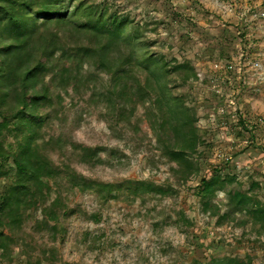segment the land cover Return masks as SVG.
<instances>
[{
  "label": "rangeland",
  "instance_id": "1",
  "mask_svg": "<svg viewBox=\"0 0 264 264\" xmlns=\"http://www.w3.org/2000/svg\"><path fill=\"white\" fill-rule=\"evenodd\" d=\"M92 1L126 17L124 32L138 30L139 38L131 41L137 63L127 83L143 66L158 85L166 84L167 99L179 98L191 108L200 136L191 157L197 171L185 179L173 174L175 165L150 126L148 104L127 119L119 115L112 96L104 102L111 76L83 61L87 83L79 95L61 93L55 112L43 121L42 138H60V147L48 151L55 164L123 186L101 202L93 191H69L61 173V195L72 212H60L53 232L37 229L40 211L30 210L0 264H204L229 256L264 264V218L255 217L258 208L264 210V0ZM177 64H185L193 78L183 83L172 72ZM7 144L14 148L12 139ZM78 144L98 148L96 165L79 161ZM6 168L11 171L10 164ZM212 175L224 181L206 196L215 215L203 208L200 194L201 179ZM12 179L0 174V195ZM127 180L149 181L166 193L135 196ZM233 188L257 205L234 208L228 193ZM54 196L52 183L48 201ZM94 212L99 221L90 218ZM224 213L227 218L218 223Z\"/></svg>",
  "mask_w": 264,
  "mask_h": 264
},
{
  "label": "trees",
  "instance_id": "2",
  "mask_svg": "<svg viewBox=\"0 0 264 264\" xmlns=\"http://www.w3.org/2000/svg\"><path fill=\"white\" fill-rule=\"evenodd\" d=\"M108 9L104 2L92 0H68L67 5L62 0H0V174L13 176L0 195V259L8 256L13 233L21 228L30 210L40 211L42 218L35 219L37 229L47 227L53 232L58 229L60 212H72L61 195L63 185L57 180L61 173H66L69 191H93L101 202L115 197L123 186L87 179L65 162L55 164L48 151L53 146L60 147V138H42L43 121L55 112L61 93L71 89L79 95L87 83L83 61L111 76L104 102L112 96L119 115L127 119L138 105L148 104L150 126L163 155L175 165L171 167L173 174L185 179L197 171L191 157L200 136L191 108L179 98L167 99L166 84L158 85V78L143 66L132 76V83H127L137 63L131 41L139 38L138 30L124 32L126 17ZM143 55L144 59L156 62L146 53ZM172 72L180 73L183 83L193 78L185 64L173 66ZM8 139L14 141V148H7ZM77 149L80 162L93 166L100 160L96 147L78 144ZM201 182L203 208L211 207L210 214L215 215L206 196L224 181L212 175ZM52 183L55 196L48 201ZM126 185L135 196L143 197L149 191L166 193V189L145 180H127ZM228 193L236 209L249 202L258 203L240 189L233 188ZM258 211L260 214L254 216L264 218V210ZM227 216L228 213L218 216V223ZM90 218L99 221L98 213H92ZM49 254L53 255L51 250ZM204 264L248 263L229 256L220 261L211 258Z\"/></svg>",
  "mask_w": 264,
  "mask_h": 264
}]
</instances>
